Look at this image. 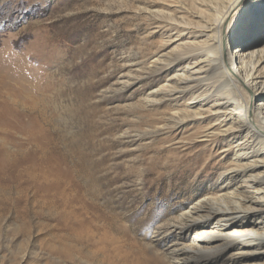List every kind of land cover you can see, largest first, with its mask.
<instances>
[{"label": "rangeland", "instance_id": "374dc122", "mask_svg": "<svg viewBox=\"0 0 264 264\" xmlns=\"http://www.w3.org/2000/svg\"><path fill=\"white\" fill-rule=\"evenodd\" d=\"M247 5L235 22L252 8L242 31L262 52L264 0ZM169 7L196 13L190 0H0V264H231L233 238L200 251L207 220L182 219L219 193L235 150L211 152L183 101L175 115L148 97L195 50L163 32Z\"/></svg>", "mask_w": 264, "mask_h": 264}, {"label": "bare ground", "instance_id": "6f19581e", "mask_svg": "<svg viewBox=\"0 0 264 264\" xmlns=\"http://www.w3.org/2000/svg\"><path fill=\"white\" fill-rule=\"evenodd\" d=\"M247 1L190 0L196 13L169 7L163 32L174 42L195 43V50L182 52L164 66L162 71L169 69V74H175L169 83L148 95L150 101H161V96L169 99L175 115L183 101L184 111L200 124L206 123L207 132L202 134H212L214 154L235 150L238 159L221 173L226 181L219 186V193L189 208L182 219L185 228L198 219L207 220L197 232L200 242L196 248L200 251L219 244H215L220 238L216 234H223L221 239L226 241L233 238L221 245L223 251L234 253L231 264L264 259V74L259 71L264 51L247 46L252 33L242 31L246 18H253L252 8L247 17L235 22L248 7ZM189 69L193 73L189 74ZM194 103L197 105L191 107ZM225 189L230 192H223Z\"/></svg>", "mask_w": 264, "mask_h": 264}]
</instances>
